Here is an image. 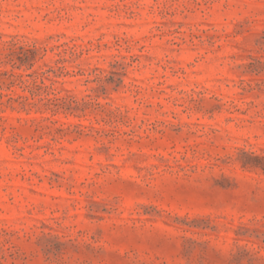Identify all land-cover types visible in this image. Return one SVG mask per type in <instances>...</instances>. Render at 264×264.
Wrapping results in <instances>:
<instances>
[{
	"label": "rangeland",
	"instance_id": "374dc122",
	"mask_svg": "<svg viewBox=\"0 0 264 264\" xmlns=\"http://www.w3.org/2000/svg\"><path fill=\"white\" fill-rule=\"evenodd\" d=\"M0 264H264V0H0Z\"/></svg>",
	"mask_w": 264,
	"mask_h": 264
}]
</instances>
